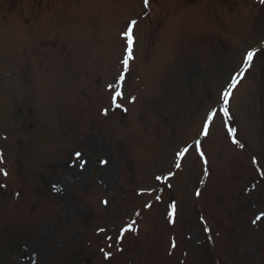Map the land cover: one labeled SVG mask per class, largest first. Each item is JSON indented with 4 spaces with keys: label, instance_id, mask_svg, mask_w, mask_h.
Listing matches in <instances>:
<instances>
[{
    "label": "rangeland",
    "instance_id": "obj_1",
    "mask_svg": "<svg viewBox=\"0 0 264 264\" xmlns=\"http://www.w3.org/2000/svg\"><path fill=\"white\" fill-rule=\"evenodd\" d=\"M0 157V264H264V3L0 0Z\"/></svg>",
    "mask_w": 264,
    "mask_h": 264
},
{
    "label": "snow or ice",
    "instance_id": "obj_2",
    "mask_svg": "<svg viewBox=\"0 0 264 264\" xmlns=\"http://www.w3.org/2000/svg\"><path fill=\"white\" fill-rule=\"evenodd\" d=\"M261 2L264 3V0H261ZM145 3H148V0H145ZM135 23H136V22L133 21V22H132V25L134 26ZM125 36L128 37L129 44H131V42H132V28H129L128 31L125 32ZM256 55H257V53H256L255 51H250V52L247 54L246 63H247V65H248V67H251L252 62H253V59H254V57H255ZM128 57H129V59L132 58V49H131V47H129V49H128ZM124 64H125V66L128 65V59H125V60H124ZM246 70H247V69H246ZM246 70H245V71H246ZM236 82L238 83L239 81H236ZM230 94H231L230 92L225 93V97H224V99H225L226 102H227L228 96H229ZM122 95H123L122 92H121V93H117V96H122ZM113 102H115V98L113 99ZM105 111H107V110H105ZM223 111H224L225 116H229V110H228L227 107H224ZM211 116H212V118H214V117L216 116V113L213 112V113L211 114ZM209 123H211V121H209ZM228 131H229V133H232V134H233V135H232L233 141H234L235 143H238V144H239V141L236 140V137H235V130L229 126V127H228ZM207 134H208V132H207V130H205V135H207ZM240 146L243 147V145H240ZM186 151H187V149H185V152H186ZM184 154H185L184 152L180 153L181 156H183ZM79 155H80V153H77V156H79ZM201 155H203V152H201ZM0 158H2V157H0ZM4 175H8V173L5 171ZM171 175H174V173L171 174ZM262 175H264V173H262ZM161 179H163V178H161ZM197 195H199V193H197ZM105 203H107V201H105ZM149 207H150V205H149ZM175 207H176L175 204H173V205H172L173 215L175 214ZM258 218H259V217H258ZM101 231H103V229H101ZM125 231H127V229H125ZM107 255L110 256L111 253H107Z\"/></svg>",
    "mask_w": 264,
    "mask_h": 264
}]
</instances>
